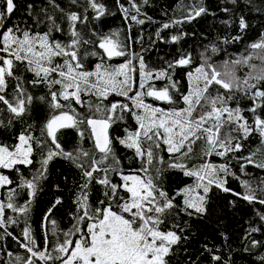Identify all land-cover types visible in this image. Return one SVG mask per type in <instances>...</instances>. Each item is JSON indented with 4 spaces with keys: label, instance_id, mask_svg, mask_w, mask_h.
I'll list each match as a JSON object with an SVG mask.
<instances>
[{
    "label": "snow or ice",
    "instance_id": "6c2138e0",
    "mask_svg": "<svg viewBox=\"0 0 264 264\" xmlns=\"http://www.w3.org/2000/svg\"><path fill=\"white\" fill-rule=\"evenodd\" d=\"M0 264H264V0H0Z\"/></svg>",
    "mask_w": 264,
    "mask_h": 264
}]
</instances>
